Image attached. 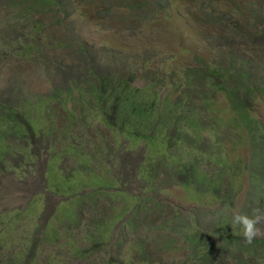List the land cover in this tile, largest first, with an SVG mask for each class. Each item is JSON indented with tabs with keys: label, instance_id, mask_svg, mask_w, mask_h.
<instances>
[{
	"label": "rangeland",
	"instance_id": "obj_1",
	"mask_svg": "<svg viewBox=\"0 0 264 264\" xmlns=\"http://www.w3.org/2000/svg\"><path fill=\"white\" fill-rule=\"evenodd\" d=\"M125 1L104 0L118 5L114 14L98 16L96 8L104 2L72 0L63 9L53 6L20 15L15 29L5 25L15 21L14 8L0 6V100L12 101L25 113L34 131L26 139L38 140L28 145L32 152L29 158L19 152L11 154L9 164L18 159L21 165L1 171L0 240L3 251L14 252L20 238L27 233L33 238L39 226L38 234L44 232L46 236L36 248L38 257L32 264H104L108 258L113 259L111 264H182L186 251L181 238L166 227L178 221L173 218L165 227L158 226L163 215L187 218L195 207L205 212L218 207L216 199L207 193L199 196L184 185L169 183L161 190L143 193L161 198L169 212L144 213L146 208L125 194V189L132 193L138 190L140 178L133 175L130 165L134 167L141 155V142L130 146L125 136L107 128L96 108L90 106V94H82L86 82L80 83L81 88L75 87L83 77L90 83L92 75L83 74L90 59L106 68L112 78L130 73L131 83L139 85L146 69L160 75V70L175 64L192 63L194 55L207 60L219 58L214 42L223 33L196 21L197 4L158 0L160 4L167 2L164 10L156 8L152 18H145L142 6L129 9ZM233 1L244 9L251 1L253 8L264 6V0H210L209 4L215 11H228ZM63 10L68 11L66 16ZM33 20L38 25L31 27ZM234 47V53L244 48L241 43ZM254 47V71H264V52ZM55 87L62 89L56 94ZM252 108L264 123V92L256 96ZM229 147L224 144L225 151ZM235 149L241 150L247 162V145ZM126 163L128 181H115L107 188L109 194L98 187L95 196H90L95 173L110 177ZM247 185L243 171L233 211L239 208ZM146 203L151 204L149 200ZM112 213L119 216L105 218ZM102 219L107 220V228L95 229V223ZM148 223L151 226L146 229ZM140 241L152 261L137 258ZM87 245V251L81 252V246Z\"/></svg>",
	"mask_w": 264,
	"mask_h": 264
},
{
	"label": "trees",
	"instance_id": "obj_2",
	"mask_svg": "<svg viewBox=\"0 0 264 264\" xmlns=\"http://www.w3.org/2000/svg\"><path fill=\"white\" fill-rule=\"evenodd\" d=\"M71 1L0 0V6L14 8L12 17L15 21L5 25L15 29L20 15L43 12L53 6L57 10L63 9ZM188 2L197 4V22L222 31L223 35L219 34V40L214 42L216 49L220 50L217 52L219 58L207 60L194 55L192 63L175 64L168 70H160V75L146 69L143 71L144 81L139 85L131 83L133 76L130 73L128 77L115 74L112 78L106 68L90 59L83 72L92 75L90 83L83 77L75 87L81 88L80 83L86 82L82 94H90V106L96 108L107 128L125 136L130 146L141 142V155L134 167L130 165L133 175L140 178L136 187L139 191L119 190L126 192L130 201L142 204L146 208L144 213L153 210L169 212L165 203L160 202L161 198L143 194L161 190L169 183L184 185L199 196L207 193L216 199L217 208L205 212L195 207L187 218H178L173 213L170 217L163 215L165 218L159 222L158 226L165 227L173 218L178 221L166 227L181 238L186 251L182 264H264V236L246 244L239 228L232 225L234 213L252 215L253 208L264 210V123L255 116L252 108L256 96L264 92V71L255 72L251 63L254 46L264 52V6L253 8L255 3L251 1L244 9L238 8L237 2L233 1L228 11H215L210 0ZM125 4L129 9L142 6L145 18H152L155 9L163 11L167 2L126 0ZM117 5V2H104L96 8V14H114L113 8ZM63 11L66 16L68 11ZM32 23L31 27L38 25L34 20ZM237 43L244 46L241 53L233 52ZM62 87L66 91L70 89ZM61 89L54 88L56 94ZM12 103L0 100V182L2 170L22 164L18 159L9 164L14 152L29 158L32 152L28 145L38 141L26 139L30 132L34 133L32 125L25 113ZM224 144L230 149L225 151ZM242 144L248 147L247 162L241 150L239 153L235 149ZM126 166L128 163L110 177L95 173L94 181L90 182L93 187L90 196H95L98 187L102 186L101 189L105 188L102 192L109 194L107 188L115 181H128L130 174L126 172L124 175ZM243 171L247 190L239 208L233 211L232 202L242 183ZM132 207L137 210L136 204ZM118 216L119 213H112L105 218ZM108 225L105 219L96 222L95 229L102 231ZM149 226L148 223L145 228ZM258 227L264 230V224ZM39 228L36 227L33 238L29 237L30 233L21 237L19 248L14 252L3 251L0 240V264L34 263L38 257L35 250L46 236L44 232L38 234ZM138 245L137 258L152 261L145 254V244L140 241ZM89 247L81 246L80 251L85 252ZM104 261V264H111L113 259Z\"/></svg>",
	"mask_w": 264,
	"mask_h": 264
},
{
	"label": "clouds",
	"instance_id": "obj_3",
	"mask_svg": "<svg viewBox=\"0 0 264 264\" xmlns=\"http://www.w3.org/2000/svg\"><path fill=\"white\" fill-rule=\"evenodd\" d=\"M262 224H264V210L260 208H253L252 215L234 213L232 216V225L239 228L246 244H251L257 237L264 236V230L258 227Z\"/></svg>",
	"mask_w": 264,
	"mask_h": 264
}]
</instances>
